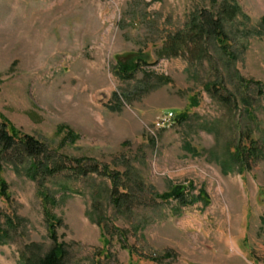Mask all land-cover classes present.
<instances>
[{
  "label": "rangeland",
  "instance_id": "1",
  "mask_svg": "<svg viewBox=\"0 0 264 264\" xmlns=\"http://www.w3.org/2000/svg\"><path fill=\"white\" fill-rule=\"evenodd\" d=\"M222 5L0 0V124L44 143L60 170L39 184L0 155V224L13 222L0 264L51 248L45 212L62 221L66 264H264V0ZM119 64L139 67L125 80ZM253 146L248 163L232 159ZM92 161L122 175L129 203L116 210L110 180L82 175ZM174 188L205 196L156 197Z\"/></svg>",
  "mask_w": 264,
  "mask_h": 264
},
{
  "label": "trees",
  "instance_id": "2",
  "mask_svg": "<svg viewBox=\"0 0 264 264\" xmlns=\"http://www.w3.org/2000/svg\"><path fill=\"white\" fill-rule=\"evenodd\" d=\"M232 1V0H231ZM225 0H223V5L221 6V13H234V7H225ZM231 11V12H230ZM212 22H210L212 26V34L214 38L217 40L221 46L224 45L226 42V36L222 33L221 29V22L220 18H210ZM138 64L134 66H127L119 64L115 68V73L118 75L119 78L129 80L134 77L135 71L138 70ZM159 79V78H158ZM162 83H168L169 79L160 78ZM243 82V80H241ZM219 82H212L206 84L205 89L207 91L212 92L213 97H217L222 102L226 104H232L233 101L230 99L229 96H223L221 93V89L218 87ZM256 85H259L258 83ZM263 90L259 85L258 93L262 94ZM246 105H248V101L242 100ZM192 104L196 105V102L193 101ZM184 120V116L182 117ZM47 146L36 140L35 138L28 136V135H21L17 133L6 120H2L0 124V155H11L26 160L28 162V166L26 168L25 175L32 181L43 182V180L47 176H53V174L59 172L57 166H54L49 163L48 161V150ZM261 152L256 148H239L237 147L235 153L231 156L232 159L239 163L240 166L243 163H248L249 160H252L253 157H256ZM1 161V160H0ZM80 163V162H78ZM80 165V164H79ZM2 170V165L0 162V172ZM82 175H88L89 173H96L99 174L108 180L111 183V191H110V202L116 210H119L123 203H129L131 201V197L127 193H121L120 187L124 184V180L121 174L117 172L110 171L105 166H99L98 163L92 161V164L88 166L87 169L82 170ZM8 186L5 181L0 179V196L3 198H8L7 194ZM42 194V193H41ZM203 193H200L199 196L188 200L183 195V192L179 188H174L169 193H164L162 195L156 196L160 200H168L170 198L176 199L179 203L183 205L194 204L202 199ZM205 196V194H203ZM46 202L53 201L52 198L45 197ZM53 203V202H52ZM45 219H46V229L48 234V239L52 242L51 248L43 255H32L26 256L22 255L20 258L21 264H66V257L67 251L66 247L63 243L58 241V236L56 229L57 227L62 225V221L56 218L54 215L50 214L49 212H45ZM6 223L8 227H4L0 224V244H6L10 240V231L13 222L11 218H7ZM32 245L30 247H33ZM28 247L27 249H29ZM169 258L168 255L164 256V259Z\"/></svg>",
  "mask_w": 264,
  "mask_h": 264
},
{
  "label": "bare ground",
  "instance_id": "3",
  "mask_svg": "<svg viewBox=\"0 0 264 264\" xmlns=\"http://www.w3.org/2000/svg\"><path fill=\"white\" fill-rule=\"evenodd\" d=\"M228 241V244H230L231 245V247H232V249L234 250H236V251H238V249H237V247H236V245L235 244H233V242H232V239L230 238V239H228L227 240Z\"/></svg>",
  "mask_w": 264,
  "mask_h": 264
}]
</instances>
